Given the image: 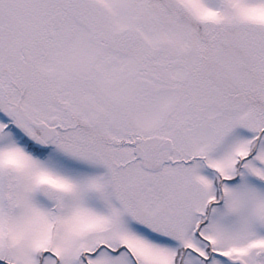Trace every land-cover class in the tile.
Here are the masks:
<instances>
[{"label": "snow or ice", "instance_id": "obj_1", "mask_svg": "<svg viewBox=\"0 0 264 264\" xmlns=\"http://www.w3.org/2000/svg\"><path fill=\"white\" fill-rule=\"evenodd\" d=\"M0 264H264V0H0Z\"/></svg>", "mask_w": 264, "mask_h": 264}]
</instances>
